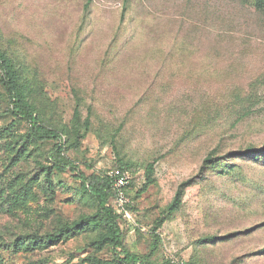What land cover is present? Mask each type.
I'll return each mask as SVG.
<instances>
[{
  "label": "rangeland",
  "instance_id": "obj_1",
  "mask_svg": "<svg viewBox=\"0 0 264 264\" xmlns=\"http://www.w3.org/2000/svg\"><path fill=\"white\" fill-rule=\"evenodd\" d=\"M0 48L35 84L66 159L87 177L129 165L132 219L122 231L131 252L176 264H264V159L226 158L264 145V13L253 0H0ZM0 92L2 113L9 103L1 85ZM77 108L82 124L89 119L79 134ZM10 123L1 119L0 130ZM4 144L0 187L35 177V161L48 163L53 147L12 161ZM189 179L195 185L169 215ZM55 181L63 187L54 203L37 186L35 201L2 199V264H85L91 254L113 260L111 249L91 247L93 232L14 251L18 238L51 231L55 218L46 209L66 221L94 211L71 173Z\"/></svg>",
  "mask_w": 264,
  "mask_h": 264
},
{
  "label": "trees",
  "instance_id": "obj_2",
  "mask_svg": "<svg viewBox=\"0 0 264 264\" xmlns=\"http://www.w3.org/2000/svg\"><path fill=\"white\" fill-rule=\"evenodd\" d=\"M253 1L256 10L264 13V0ZM126 13L127 10L125 8L121 16L120 29L126 27ZM123 40L120 39L119 33H117L114 37L116 49H118L119 43H122ZM0 85L4 89L5 97L9 103L8 109L0 113V120L6 117L11 119V123L0 130V142H5L4 145L10 150L12 161H21V158L29 159L34 153L39 152L40 148L45 144H53L49 152V158H47L48 163L42 159L35 161L40 170L35 177L27 181L23 180L18 186L11 183L0 187V207H2V199L6 203L21 202L25 204L26 202L35 201L36 195L31 192L33 186H37L44 191L50 203H54L57 189L63 187L61 183H56L55 175L67 172L71 173L76 181H79L80 188L78 193L82 197L87 198L94 207L92 213L81 216L74 221H66L61 217H56L52 209H46V212H44L45 217L47 219L55 218V224L51 231L45 233V235L34 233L18 238L13 242L14 251L46 249L85 232H93L96 236L91 242V247L94 248L95 252L100 253L104 248H109L114 253V258L111 261L102 260L97 255L91 254L84 260L85 264H176L171 260L154 262L150 255L136 254L125 246L122 231L124 219L115 210L114 199L116 192L113 188L112 180L107 176L110 170L100 175L87 177L78 166L63 156L66 147L61 131L45 124L38 100L35 98L38 93L35 84L25 74L23 69L17 66L15 59L1 48ZM1 97L2 93L0 92ZM73 122L77 134L80 133L83 126L89 127V119L82 124L78 108L74 112ZM24 125L28 126L27 132L19 134L18 130ZM226 158H245L261 161L264 159V145L259 148L250 147L245 150L232 152ZM217 162L209 159L206 164L211 169L217 167L219 163ZM128 166V164H120L116 168L128 171ZM148 170L149 184L153 182L151 179L153 166H149ZM232 170L233 168H231ZM195 183L196 179H189L178 187L175 196L167 207L169 215L179 210L187 188L195 185ZM128 188L125 190L127 196L129 195ZM215 240L216 238H210L207 239V242L212 243ZM258 254H264V249L260 250ZM0 264H2L1 261Z\"/></svg>",
  "mask_w": 264,
  "mask_h": 264
},
{
  "label": "built area",
  "instance_id": "obj_3",
  "mask_svg": "<svg viewBox=\"0 0 264 264\" xmlns=\"http://www.w3.org/2000/svg\"><path fill=\"white\" fill-rule=\"evenodd\" d=\"M107 176L112 180L116 192L114 199L116 213L124 220H131V213L128 209L130 201L125 192L131 182L130 173L127 170L114 168L107 173Z\"/></svg>",
  "mask_w": 264,
  "mask_h": 264
}]
</instances>
